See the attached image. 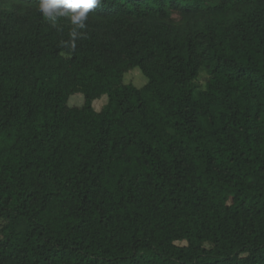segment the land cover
<instances>
[{"label": "trees", "instance_id": "16d2710c", "mask_svg": "<svg viewBox=\"0 0 264 264\" xmlns=\"http://www.w3.org/2000/svg\"><path fill=\"white\" fill-rule=\"evenodd\" d=\"M0 264H264V0H0Z\"/></svg>", "mask_w": 264, "mask_h": 264}, {"label": "clouds", "instance_id": "9594fccd", "mask_svg": "<svg viewBox=\"0 0 264 264\" xmlns=\"http://www.w3.org/2000/svg\"><path fill=\"white\" fill-rule=\"evenodd\" d=\"M98 2L99 0H39V10L53 24L58 16H66L73 25L83 28L87 14ZM75 36L74 30L73 38Z\"/></svg>", "mask_w": 264, "mask_h": 264}, {"label": "rangeland", "instance_id": "374dc122", "mask_svg": "<svg viewBox=\"0 0 264 264\" xmlns=\"http://www.w3.org/2000/svg\"><path fill=\"white\" fill-rule=\"evenodd\" d=\"M208 73L206 71H202L196 81L199 87L204 88L206 81L208 80ZM148 81V78L142 73L139 67L132 69L124 75L125 83H132L137 87H143ZM84 101V96L80 93L75 94L70 97L69 104L70 105H81ZM108 102V96L103 95L101 98L94 100L93 107L95 110L100 111L101 108ZM178 244H186V241H178Z\"/></svg>", "mask_w": 264, "mask_h": 264}]
</instances>
